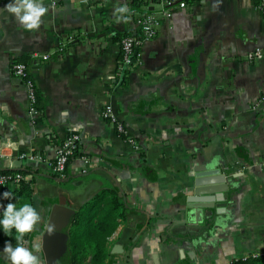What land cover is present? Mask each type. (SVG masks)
<instances>
[{"label":"crops","instance_id":"crops-1","mask_svg":"<svg viewBox=\"0 0 264 264\" xmlns=\"http://www.w3.org/2000/svg\"><path fill=\"white\" fill-rule=\"evenodd\" d=\"M131 1L44 0L30 30L0 0V142L41 158H0V169L35 171L41 219L26 246L40 242L60 197L96 213L97 193L113 188L130 212L107 236L106 264H264V55L247 58L264 42L257 0H148L155 34L125 66L117 36L141 32L114 9ZM15 60L35 84L34 116ZM107 103L138 150L102 116ZM71 133L83 156L60 177L50 164ZM217 169L227 190L196 193Z\"/></svg>","mask_w":264,"mask_h":264},{"label":"trees","instance_id":"trees-1","mask_svg":"<svg viewBox=\"0 0 264 264\" xmlns=\"http://www.w3.org/2000/svg\"><path fill=\"white\" fill-rule=\"evenodd\" d=\"M148 0H132L127 3L130 8V16L128 21L141 18L146 14L152 12L148 4ZM132 28H127L123 33L117 36L118 41H121L123 37L132 35ZM23 60V59H22ZM21 60V61H22ZM83 156V153L79 151L77 146L73 153L68 157L66 162L65 172L67 171L68 164L71 159ZM34 170L31 168H2L0 174H8L13 176L16 173L21 175H34ZM57 175V174H56ZM33 177L28 179L23 178L17 182L15 188L11 191L13 193V202L32 203L34 187L32 186ZM6 188V185L0 186V190ZM97 202L99 206L96 213L91 210V203H84L78 210L74 211L71 223L68 226V260L70 264H106L109 257V249L107 236L110 235L117 226V219L125 216L130 212L123 199L118 195L117 191L113 188L97 193ZM5 204L7 200L3 201ZM32 233V232H31ZM31 233L25 234V240L29 239ZM15 229L11 236H6L0 231V246L5 243L6 240H12L13 245L16 241L14 239ZM242 263V260H237L234 264ZM258 261L251 262L249 264H257ZM0 264H10L2 257H0Z\"/></svg>","mask_w":264,"mask_h":264},{"label":"built area","instance_id":"built-area-1","mask_svg":"<svg viewBox=\"0 0 264 264\" xmlns=\"http://www.w3.org/2000/svg\"><path fill=\"white\" fill-rule=\"evenodd\" d=\"M168 2V1H167ZM170 5V1L168 2ZM257 8L260 11V14L264 18V0H257ZM137 30L141 32L139 34H132L126 37H123L120 41L121 47V62L125 66L137 65L141 62L142 52L141 45L147 39H150L155 34V28L158 25V20L156 15L149 13L141 18L136 19ZM264 55V42L261 47H257L250 51L247 54L248 59H260ZM14 75L19 78L24 84L27 98H28V110L29 113L34 116L37 113L36 103V90L35 84L32 78L28 74L27 65L21 60H15L12 64ZM102 116L106 119L108 124H110L117 134L124 135L126 142L131 144L136 150L139 149V146L134 138L128 136L126 133L125 126L117 117V113L114 107L107 103L101 109ZM79 136L76 133H71L65 138L62 143L56 148V155L54 160L51 162L50 166L52 171L58 176L62 177L65 172L66 162L68 157L73 153L75 148L78 145ZM15 150L16 145L11 141H2L0 142V158L4 166L10 167L13 163V157L18 160H33L38 161L41 158L39 156L32 155L30 153L15 151L16 155L13 156V153L8 152L10 150ZM29 178V175H21L16 173L13 176L8 174H0V186L4 185H17V182L20 179ZM255 256V255H254Z\"/></svg>","mask_w":264,"mask_h":264},{"label":"clouds","instance_id":"clouds-1","mask_svg":"<svg viewBox=\"0 0 264 264\" xmlns=\"http://www.w3.org/2000/svg\"><path fill=\"white\" fill-rule=\"evenodd\" d=\"M6 9L14 14L15 19L26 29H37L41 24V17L47 11V5L44 0H9L5 5ZM127 3H122L114 9V15L117 22L130 19L127 15L130 13ZM13 193L6 189L0 192V231L6 236L13 234L15 229L13 245L12 240H6L3 249L5 258L10 264H47L46 257L39 254L43 250V233L46 231L51 234L54 231V225L47 222L44 232L41 233L40 242H33L31 247L26 246L25 234L31 233L41 216L37 208L30 202H13ZM7 200L5 204L3 201Z\"/></svg>","mask_w":264,"mask_h":264},{"label":"water","instance_id":"water-1","mask_svg":"<svg viewBox=\"0 0 264 264\" xmlns=\"http://www.w3.org/2000/svg\"><path fill=\"white\" fill-rule=\"evenodd\" d=\"M213 175H217V178L210 179V181H197L195 189L196 193L201 192H219L225 191L228 188L226 176L220 172L219 169L215 170ZM206 185H217L214 188H206ZM200 187V188H198ZM205 187V188H203ZM74 215V210H71L66 206L65 198L60 197L58 203L55 205L50 223L54 225V231L48 234L46 231L43 233V240L45 242V257L47 264H64V259L67 256L68 247V226Z\"/></svg>","mask_w":264,"mask_h":264}]
</instances>
